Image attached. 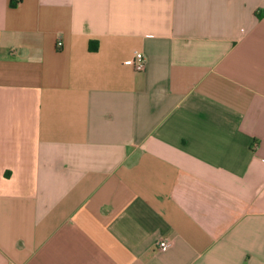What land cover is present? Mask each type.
<instances>
[{"label":"crops","instance_id":"obj_1","mask_svg":"<svg viewBox=\"0 0 264 264\" xmlns=\"http://www.w3.org/2000/svg\"><path fill=\"white\" fill-rule=\"evenodd\" d=\"M0 264H264V0H0Z\"/></svg>","mask_w":264,"mask_h":264},{"label":"built area","instance_id":"obj_2","mask_svg":"<svg viewBox=\"0 0 264 264\" xmlns=\"http://www.w3.org/2000/svg\"><path fill=\"white\" fill-rule=\"evenodd\" d=\"M60 45V43H58ZM124 64L130 66L136 72H142L145 68L144 56L139 51H134L130 59L124 61ZM170 246V241L167 239H160L156 242V248L160 251H166Z\"/></svg>","mask_w":264,"mask_h":264}]
</instances>
